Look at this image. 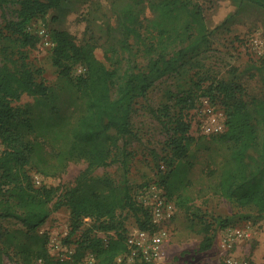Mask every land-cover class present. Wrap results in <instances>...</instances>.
Masks as SVG:
<instances>
[{
	"label": "rangeland",
	"instance_id": "1",
	"mask_svg": "<svg viewBox=\"0 0 264 264\" xmlns=\"http://www.w3.org/2000/svg\"><path fill=\"white\" fill-rule=\"evenodd\" d=\"M191 1L202 8L208 33L206 44L157 80L146 96L137 100L131 114L133 137L128 142H119L113 164L95 170L89 178H105L116 183L126 179L138 205L140 192L151 185L164 191L174 206V214L165 228L164 251L156 264H223L225 228L213 225L212 247L200 250L203 221L211 223L215 217L231 219L237 223L236 227L247 229L252 235L250 240L233 243L227 251L229 256L264 264V222L258 220L253 207H239L218 191L220 173L229 164L230 145L219 138L220 133L207 134L203 129L213 116L222 115L225 119L221 97L209 92L212 83L234 77L248 95H259L264 90V9L248 0ZM114 8L113 0H62L44 18L26 24L25 30L36 40L20 48L16 37L5 28L7 21L19 22L17 6L0 7V65L7 63L18 69L25 61L36 72L37 80L51 89L45 98L23 95L13 102L16 115L9 124L35 145L32 161L26 166L35 187L59 190L72 187L87 167L85 160L61 161L58 156L68 141L70 128L84 110L75 82L85 69L74 64L65 75L54 64L55 32H67L78 44L92 43L95 58L108 69L121 73L129 63L135 71L146 65L136 48L130 54L117 49L118 52H112ZM145 17H151L149 9ZM66 65L71 64L64 61L63 67ZM187 98L192 99V107L185 106L183 101ZM179 111L185 113L190 123L191 143L186 157L176 161L169 172L161 159L170 154L167 142L171 133L166 125H171L170 117L174 118ZM123 149L127 152L126 164ZM49 208L45 223L32 232L15 219L0 218V264H41L30 254L44 242L50 253L51 240L61 241L63 255L74 253L72 262H82L89 250H79L77 241L91 221L85 219L78 232L69 236L68 209L65 206L53 209V203ZM122 217L128 232L132 231L133 214L125 210ZM91 235L106 236L96 231Z\"/></svg>",
	"mask_w": 264,
	"mask_h": 264
},
{
	"label": "trees",
	"instance_id": "2",
	"mask_svg": "<svg viewBox=\"0 0 264 264\" xmlns=\"http://www.w3.org/2000/svg\"><path fill=\"white\" fill-rule=\"evenodd\" d=\"M61 1L0 0V7L17 6L19 22L7 21L5 28L16 37L20 48L30 46L36 40L25 30L26 24L44 18L49 11L58 8ZM248 1L264 9V0ZM113 4L116 25L112 29L115 37L112 52L119 50L130 54L136 48L146 60L143 69L135 71L132 63L121 73L108 69L95 58L92 43L78 44L64 31L54 34V64L62 68L61 72L68 75L74 64L85 69L75 82L84 110L70 128L65 147L58 153L61 161L87 162L74 186L61 190L34 186L26 166L32 161L35 145L9 124L16 115L13 102L23 95L45 98L51 89L37 80L36 72L25 61L18 69L7 63L0 65V142L3 146L0 152V218L15 219L32 232L49 217L51 203L53 209L65 206L70 215L69 236L78 232L85 219L91 221L77 244L79 250L94 253L97 264H114L116 258L128 250V230L122 217L125 210L133 214L136 227L146 230L150 225L148 212L136 204L126 179L116 183L89 176L95 170L113 164L119 142H128L133 137L131 114L137 100L144 98L157 80L174 71L181 61L208 40L202 8L191 0H113ZM146 9L151 13L150 18L145 17ZM1 37L0 31V40ZM64 61L71 65L63 67ZM209 92L222 99L226 130L219 138L231 149L229 164L219 176L218 191L239 207H253L258 220L264 222V90L259 95H248L233 77L212 83ZM191 100L185 99V106L192 107ZM164 114L167 115L166 109ZM169 121L171 125L166 127L171 133L167 142L170 154L161 159L171 172L176 161L186 157L191 137L185 113L179 111ZM122 156L126 164L125 149ZM213 220L207 224L203 221L201 251H207L213 245V225L224 229L237 224L231 219L215 217ZM93 231L106 236H92ZM30 256L41 264H80L78 261H56L45 242Z\"/></svg>",
	"mask_w": 264,
	"mask_h": 264
},
{
	"label": "built area",
	"instance_id": "3",
	"mask_svg": "<svg viewBox=\"0 0 264 264\" xmlns=\"http://www.w3.org/2000/svg\"><path fill=\"white\" fill-rule=\"evenodd\" d=\"M207 134H219L226 130L225 119L222 115L211 117L203 125ZM139 205L148 212L150 227L146 230L134 227L128 232L126 244L128 250L116 258L114 264H156L162 258L166 241L167 224L170 223L174 206L165 196L164 191L157 185H151L148 189L140 192L138 196ZM222 239V249L224 254L223 264H255L244 258L229 256L227 251L235 242L250 240L251 233L244 228L236 226L226 227ZM50 255L58 262L72 263L73 252L62 254L63 247L59 240H51ZM80 264H97L94 253L87 252Z\"/></svg>",
	"mask_w": 264,
	"mask_h": 264
}]
</instances>
